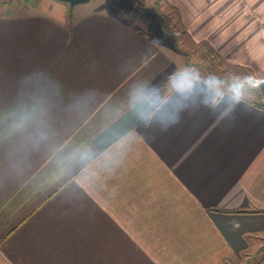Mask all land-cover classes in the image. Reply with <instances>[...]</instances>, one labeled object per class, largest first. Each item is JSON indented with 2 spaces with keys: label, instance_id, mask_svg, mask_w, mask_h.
<instances>
[{
  "label": "crops",
  "instance_id": "crops-1",
  "mask_svg": "<svg viewBox=\"0 0 264 264\" xmlns=\"http://www.w3.org/2000/svg\"><path fill=\"white\" fill-rule=\"evenodd\" d=\"M107 4L0 15V264L250 260L264 236V0L140 3L152 26ZM190 47L258 78L262 98L185 82Z\"/></svg>",
  "mask_w": 264,
  "mask_h": 264
},
{
  "label": "rangeland",
  "instance_id": "rangeland-1",
  "mask_svg": "<svg viewBox=\"0 0 264 264\" xmlns=\"http://www.w3.org/2000/svg\"><path fill=\"white\" fill-rule=\"evenodd\" d=\"M12 0H0V15H3L5 13H27L31 8L29 7L31 5L30 2H27L28 4L21 3V0H13L12 2L15 3H9ZM100 0H89L84 3L80 4H95L98 3ZM109 2L107 4L112 9L115 8V6L123 5L124 12L128 14L131 18L133 17H139L140 21L142 22V19L145 18L148 24L152 20H149L148 16V8L150 9V5H153V7L156 5L160 11H162L164 8L161 6L162 0H106ZM4 3V4H3ZM5 3H8L5 5ZM67 3V2H66ZM140 3L148 4L149 6H145V8H141ZM69 4V3H67ZM70 5V4H69ZM139 5V6H138ZM163 5V4H162ZM34 11L33 9H31ZM170 13V12H169ZM168 13V14H169ZM171 14V13H170ZM160 19H156V22L159 24ZM153 22V21H152ZM152 26V25H151ZM151 28V27H150ZM155 29V30H153ZM154 31V34H156V39L160 40L159 32H157V27L153 26L151 29ZM163 40V39H162ZM175 42V39L173 40ZM177 44H179L178 41H176ZM180 45V44H179ZM178 45V46H179ZM174 58V57H173ZM177 58V57H176ZM185 60V73L189 72V75L183 76L182 79L187 82L189 78L193 75L200 74L202 76H205L207 78H210L211 82L216 86H219L220 90H233L238 92L239 94L247 95L249 97L260 99L262 98V93L260 91L259 83L260 80L258 78L251 76L248 73H245L242 70L235 69V68H225L223 63L210 51L209 49H206L205 47H190L188 51V56H181L180 61L184 62ZM263 84V83H261ZM250 88H247V87ZM264 92V90H262ZM13 108V106H12ZM2 109V108H1ZM264 236L262 240H257L254 243V247L249 249L248 254L250 257H252L250 260L246 259V256L242 257L241 263L238 264H255L261 255L264 254ZM261 246V249L258 247ZM258 248V249H257ZM257 249V250H256Z\"/></svg>",
  "mask_w": 264,
  "mask_h": 264
},
{
  "label": "water",
  "instance_id": "water-1",
  "mask_svg": "<svg viewBox=\"0 0 264 264\" xmlns=\"http://www.w3.org/2000/svg\"><path fill=\"white\" fill-rule=\"evenodd\" d=\"M61 1L69 3L70 6H74L76 4L84 3V2H87L89 0H61Z\"/></svg>",
  "mask_w": 264,
  "mask_h": 264
},
{
  "label": "trees",
  "instance_id": "trees-1",
  "mask_svg": "<svg viewBox=\"0 0 264 264\" xmlns=\"http://www.w3.org/2000/svg\"><path fill=\"white\" fill-rule=\"evenodd\" d=\"M27 2H32L33 0H25ZM264 262V254L260 256V258L258 259V261L255 264H262Z\"/></svg>",
  "mask_w": 264,
  "mask_h": 264
}]
</instances>
